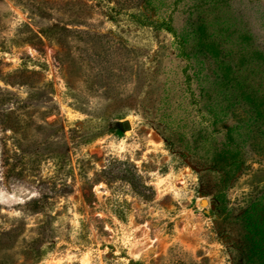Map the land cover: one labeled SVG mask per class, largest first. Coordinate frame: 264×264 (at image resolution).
Listing matches in <instances>:
<instances>
[{
	"label": "rangeland",
	"instance_id": "1",
	"mask_svg": "<svg viewBox=\"0 0 264 264\" xmlns=\"http://www.w3.org/2000/svg\"><path fill=\"white\" fill-rule=\"evenodd\" d=\"M252 261L264 0H0V264Z\"/></svg>",
	"mask_w": 264,
	"mask_h": 264
},
{
	"label": "trees",
	"instance_id": "2",
	"mask_svg": "<svg viewBox=\"0 0 264 264\" xmlns=\"http://www.w3.org/2000/svg\"><path fill=\"white\" fill-rule=\"evenodd\" d=\"M160 26H164L166 29H168L169 31L171 30H173L170 26H168V25H164V23H160ZM173 32V31H172ZM252 264H255V262L254 261H252Z\"/></svg>",
	"mask_w": 264,
	"mask_h": 264
},
{
	"label": "water",
	"instance_id": "3",
	"mask_svg": "<svg viewBox=\"0 0 264 264\" xmlns=\"http://www.w3.org/2000/svg\"><path fill=\"white\" fill-rule=\"evenodd\" d=\"M125 125H126V128H128V124H127V122L125 123Z\"/></svg>",
	"mask_w": 264,
	"mask_h": 264
}]
</instances>
